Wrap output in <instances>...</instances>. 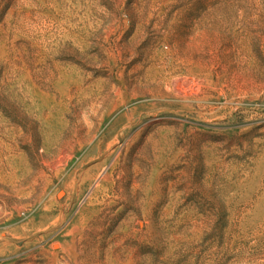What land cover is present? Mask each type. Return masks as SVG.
<instances>
[{"label": "rangeland", "instance_id": "374dc122", "mask_svg": "<svg viewBox=\"0 0 264 264\" xmlns=\"http://www.w3.org/2000/svg\"><path fill=\"white\" fill-rule=\"evenodd\" d=\"M0 264H264V0H0Z\"/></svg>", "mask_w": 264, "mask_h": 264}]
</instances>
